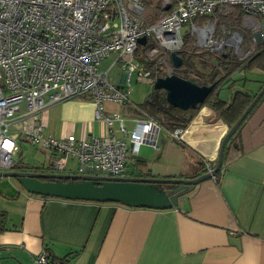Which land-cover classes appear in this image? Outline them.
<instances>
[{"label": "crops", "instance_id": "crops-1", "mask_svg": "<svg viewBox=\"0 0 264 264\" xmlns=\"http://www.w3.org/2000/svg\"><path fill=\"white\" fill-rule=\"evenodd\" d=\"M249 73L256 76L247 79L243 72L236 85L256 94L264 85V72ZM218 94L226 99L229 90L220 88ZM137 104L131 99L125 105L105 101L103 112L119 113L130 132L139 117ZM94 111L90 98L73 97L49 106L36 124L47 136H104L107 126ZM112 128L117 138L127 139L116 122ZM185 129L186 138L175 141L160 126L153 133L157 148L143 143L130 157V176L194 178L208 172L202 169L207 160L214 168L228 126L202 105ZM237 132L238 143L222 161L219 177L197 183L171 208L43 198L26 192L14 177H0V264H36L42 250L49 260L66 258L67 264H264L263 96ZM18 146L14 162L21 160L23 167L12 170L49 172L45 164L50 152L24 138ZM74 165L71 161L67 166Z\"/></svg>", "mask_w": 264, "mask_h": 264}, {"label": "built area", "instance_id": "built-area-1", "mask_svg": "<svg viewBox=\"0 0 264 264\" xmlns=\"http://www.w3.org/2000/svg\"><path fill=\"white\" fill-rule=\"evenodd\" d=\"M218 7L239 8L254 30L252 41L258 37L264 40V0H164L158 19L152 23L144 20L142 0H0V170H12L18 141L24 138L50 152L45 164L49 172L130 176V157L143 143L157 148L153 133L160 125L151 118L138 117L128 132L119 113L103 112V102L128 103L129 77L135 70L138 80L153 86L157 77L138 60V48L147 51L144 56L148 59L161 50H181L184 25H189L199 46L212 53L227 47L241 52V35L223 25L218 27L214 14ZM140 38H145L144 44H139ZM252 52L253 48L247 50L245 57ZM111 54L110 66L100 70L101 62ZM115 64L120 66L122 85L108 80V71ZM80 96L93 101L94 117L105 122L107 133L90 137L44 135L36 124L40 113ZM115 122L117 131L127 135L126 140L114 135ZM184 131L176 127L169 136L181 141ZM71 161L75 162L74 170L67 166ZM205 168L212 170L208 160ZM34 261L49 264L46 250Z\"/></svg>", "mask_w": 264, "mask_h": 264}, {"label": "water", "instance_id": "water-1", "mask_svg": "<svg viewBox=\"0 0 264 264\" xmlns=\"http://www.w3.org/2000/svg\"><path fill=\"white\" fill-rule=\"evenodd\" d=\"M145 43V38L138 40ZM173 67L182 64V58L176 52L169 54ZM229 79L225 81L227 83ZM215 83L199 84L197 81L182 78L176 74L159 76L153 83L154 90H162L166 102L180 110L186 111L202 104L211 93ZM220 88L217 89L219 93ZM264 97V85L254 95L236 122L224 134L217 156V162L211 171L194 178H157V177H110L96 175H76L72 173H52L46 170L1 171L0 177H14L21 187L31 195L43 198H59L64 200L93 201L98 203H118L128 207H143L151 209H165L175 207L178 197L192 190L194 186L212 178L220 171L225 148L229 140L251 111L257 101ZM174 185L163 189L159 185Z\"/></svg>", "mask_w": 264, "mask_h": 264}, {"label": "trees", "instance_id": "trees-1", "mask_svg": "<svg viewBox=\"0 0 264 264\" xmlns=\"http://www.w3.org/2000/svg\"><path fill=\"white\" fill-rule=\"evenodd\" d=\"M218 11H216L217 13ZM213 18L210 17L209 20ZM242 19L243 12L235 7L232 14L220 15L217 20V25L224 26L227 30L237 31L239 35H241L243 39V43L245 40L244 34L241 32L240 28H242ZM204 19H201L199 22L202 23ZM188 36V37H187ZM194 36L189 32L186 37H184V45H187L189 41H193ZM183 45V47H184ZM246 46L251 45L245 44ZM141 47L138 48L140 50ZM200 48L198 46H193L192 50L197 52ZM206 49V48H205ZM205 52L210 53L215 56L216 62L210 64L208 60L202 63V68L199 70L196 69L192 62L188 59L186 51L182 48L179 51H176L182 58V64L180 67H173L172 71L169 74H176L185 79H191L197 81L199 84H211L215 83L211 93L206 97L202 104H198L195 108H190L186 111L180 110L169 105L165 100V95L162 93L159 95L156 90H151L149 95L145 98L142 103L137 104L138 114L141 118H151L155 120L161 127L165 128L168 132L173 131L176 127L186 128L187 124L194 117L196 111L202 106H209L216 117L221 119L227 126L228 129L236 122L241 113L244 111L246 106L250 103L255 93L250 94L244 89L243 84L240 85V88H237V81L242 80L239 74L243 72H249L253 69H258L264 72V40L260 41L253 46V52L243 58L239 59L235 53L230 50H223L220 53H212L210 50L206 49ZM139 61L143 64L145 69L151 71V74L154 75V60L152 58H146L144 56L143 59L138 58ZM148 59V60H147ZM170 59V58H169ZM171 62V60H170ZM210 65V70L206 73L203 68ZM182 67H185L184 69ZM162 71V76H165V69ZM160 75V74H159ZM229 79L227 83L225 81ZM218 88H224L229 90L228 97L223 99L217 93ZM238 132L236 131L234 136L230 138L229 145L225 148L223 153L222 161H226V155L233 151L234 144L238 143ZM237 151H240L239 146L236 148ZM21 160H17L13 163L11 169H15L17 167H23L20 163ZM203 171H205V165H202ZM201 169V170H202ZM35 170H42V168L35 167ZM218 171L214 177L217 179L219 177ZM198 175H196L197 177ZM163 187L164 184L159 185ZM170 187H174V185H168ZM3 228L0 226V230ZM66 258H59L58 260H49V264H67Z\"/></svg>", "mask_w": 264, "mask_h": 264}, {"label": "rangeland", "instance_id": "rangeland-1", "mask_svg": "<svg viewBox=\"0 0 264 264\" xmlns=\"http://www.w3.org/2000/svg\"><path fill=\"white\" fill-rule=\"evenodd\" d=\"M142 1H143V7H144V13L143 14H144L145 22L152 23V22L156 21L160 15V12H161L160 9H162V7H163L164 0H142ZM234 8L235 7H231V8H224V7L219 8L218 7L217 10H215L214 14L216 15L217 18H219L220 15L232 14L234 11ZM216 11H218V12L216 13ZM241 26H242V28H240V30L245 36L244 37L245 40H244V43L242 45V51L236 53L234 51L233 47H227L225 49L226 51L230 50L231 52L235 53L239 59H243L246 56L247 50L252 49L254 44L261 41L259 39V37L257 38L256 41H252L254 30L250 27L251 26L250 22H248V20L245 17H243V19H242ZM181 32L183 34V37H186V35L189 33V25H184L181 28ZM225 36L228 37L230 35L226 34ZM249 43L251 45H249V46L245 45V44H249ZM195 45L200 48L199 50H197V52H194L192 50L193 46H195ZM199 45H200V42L198 43V40L194 36V40L189 41V43L187 45H184V47H183L184 50L186 51L188 59L192 62L193 66L195 68H202V63L206 60H208L210 62V64L215 63L216 62L215 56L210 54V53L205 52L206 49L200 47ZM146 52L147 51L144 48L143 49L141 48L140 50H138L137 51L138 58L143 59L144 55H146ZM169 54H170L169 52L165 53L161 50L159 53L154 54L152 56V60H154V70H156L154 75L156 77L162 76V73L164 71H162L161 68L163 70L165 69V71H166L165 74H168V72L172 71L173 66L170 62ZM113 58H114V55H111L109 58H107V60H104L100 65V70H102L103 68L107 69V67H109V65L111 64V61ZM108 61H110L109 64H108ZM203 70L205 72H209L210 65L203 68ZM137 76H138V73L135 70L134 72L131 73V75L129 77L128 83H129L130 90H131L130 99L134 103H142V101H144L145 98L149 95V93L153 89V87H152V85H150L146 82L138 80ZM255 76L256 75L254 73L251 74V73L247 72V79H251L252 77H255ZM108 80L110 82L116 83L117 85H122L121 69H120L119 64H115L114 66H112L110 68V70L108 71ZM246 87H249V82L246 84ZM156 91H157V93H159V95L162 93L164 94V92L162 90H156ZM23 148H26V146L23 145ZM74 167H75V165H74ZM74 167H70L69 170H74ZM207 179H209V178H207Z\"/></svg>", "mask_w": 264, "mask_h": 264}, {"label": "bare ground", "instance_id": "bare-ground-1", "mask_svg": "<svg viewBox=\"0 0 264 264\" xmlns=\"http://www.w3.org/2000/svg\"><path fill=\"white\" fill-rule=\"evenodd\" d=\"M186 134H187V130L185 129L183 137L182 138H186Z\"/></svg>", "mask_w": 264, "mask_h": 264}]
</instances>
